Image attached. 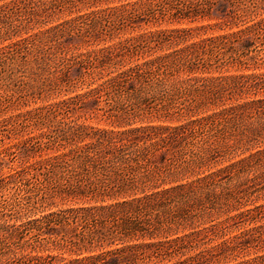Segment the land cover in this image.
I'll return each instance as SVG.
<instances>
[{
  "label": "trees",
  "instance_id": "1",
  "mask_svg": "<svg viewBox=\"0 0 264 264\" xmlns=\"http://www.w3.org/2000/svg\"><path fill=\"white\" fill-rule=\"evenodd\" d=\"M113 1L11 0L0 6V41L21 35L20 40L0 48V92L19 83L21 87L23 78L30 76L71 86L74 82L69 75L76 68L100 70L101 78H107L89 93L50 106L34 117L39 123L46 118L47 124L56 126L55 131L63 123V147L89 140L39 165L42 184L54 186L57 194L53 195L60 194L64 203L83 200L97 205L62 209L19 227H7L10 233L0 243L12 242L14 236L29 229L73 254L101 251L64 264H231L242 259L240 256L248 254L253 244L258 248L257 244L264 242V206L229 218L235 223L239 219L255 224L233 236L230 226L218 224L212 217L229 213L232 201L237 199L234 189H226L224 179H240L255 164L262 163L264 153L227 167L225 178L221 173H211L184 181L220 151L217 144L229 142L246 123L254 125L253 118H262L264 75L199 78L197 74L235 65L249 70L254 58L251 54L262 44L264 19L238 32L199 42H193L192 30L158 29L88 55H70L59 46L61 39L74 34L88 41H107L118 33L142 27V22L160 27L185 20H213V11L219 5L217 10L224 13L227 26L243 17L233 9L235 0H145L101 8ZM83 9L92 12L44 32H30L58 15ZM141 47L167 53L149 58L152 55L139 53ZM133 50L140 55L141 63L126 60ZM176 72L186 73L187 78L178 85L172 82L168 90L165 81ZM168 95L172 97L166 100L186 95L191 104L179 109L190 117L198 110L207 115L176 126H141L117 132L65 121L78 106L102 100L106 107L97 116L121 125L144 114L161 112L151 110L150 103ZM169 111L165 113L171 115ZM21 117L22 122L30 120ZM251 136L258 141L262 128L252 131ZM173 181L183 183L160 190ZM220 199L225 205L221 212L214 213ZM109 201L112 203L104 205ZM123 244L128 245L106 250ZM238 264H264V255Z\"/></svg>",
  "mask_w": 264,
  "mask_h": 264
},
{
  "label": "rangeland",
  "instance_id": "2",
  "mask_svg": "<svg viewBox=\"0 0 264 264\" xmlns=\"http://www.w3.org/2000/svg\"><path fill=\"white\" fill-rule=\"evenodd\" d=\"M11 0H0V6L9 3ZM145 0H115L109 5H103L101 8L105 9L108 6L115 8L125 4L134 5ZM225 2V1H224ZM225 7L229 4L224 3ZM221 5L217 6L213 11V20H199L190 21L185 20L180 23L155 25L153 23L147 24L145 22L140 23L142 27H137L135 30L128 29L126 32L118 33L113 39L103 41L101 39H92L88 41L86 38H80L75 34L72 36L64 37L59 42L60 47H65L69 54L88 55L90 53H98L102 49L107 47L118 46L125 42L130 37H136L144 32L156 31V30H192L194 33L193 42H199L210 38H219L225 35H229L234 32L245 29L246 27L259 22L264 19V0H235L233 9L237 10V13L243 15L242 19H236L232 22L231 26H227L224 20V13L221 11ZM88 9V8H87ZM83 9L80 12L74 11L72 14H62L54 17V19L47 25L40 26L32 31L36 33L39 31H46L51 27L62 24L66 21H73L77 16L87 15L92 10ZM100 8H94L93 10H99ZM224 10V9H223ZM18 24V23H15ZM3 24H0V26ZM117 33V32H116ZM25 36V35H24ZM6 41H0V48L11 44L21 39L20 36L10 37ZM262 44L259 45L258 51L252 53L254 57L250 60V69H246L240 66H230L228 68L198 73L199 78H213L219 76H238V75H250L260 74L264 75V34L262 35ZM190 41L187 43L189 44ZM145 52V54L152 55V57L162 56L166 51L153 52L148 47H141L139 53ZM126 60H131L138 63L142 61L139 59L140 55L133 50L127 53ZM144 56V57H147ZM253 66H259L253 68ZM227 69V70H226ZM100 70L90 69H73L69 75L74 82L73 85H69L68 82H42L41 80H34L31 76L23 78L20 87V83L16 86L0 92V240L6 235H9L7 227L14 226L19 227L25 225L30 221L39 219L43 216L51 213H59L60 210L67 208H79V207H91L97 205L96 203H87L81 201H71L64 203L61 199V195L54 192V186L43 185L44 176L37 170V167L45 161L70 153L77 146L87 143L86 139L84 143H77L76 145L62 146L64 138L63 123L59 125L61 129L55 131L53 123L47 124L46 118L40 123L38 119H35V115L41 111H45L48 107L59 104L63 101L73 99L78 96L85 95L104 82L107 78L102 79L99 75ZM187 78L186 73L176 72L170 78L167 79L168 90L171 89L172 82H179L180 84ZM1 86V82H0ZM175 86V85H173ZM172 95L161 96L158 100L152 101L150 106L160 109L161 112L153 113V115L144 114L135 120L118 125L110 123L103 117H98L97 114H103V109L106 107L104 101L91 102L88 105L75 108L69 115V118H65L66 122L77 121L79 124L85 122L86 125L95 129H104L108 131H124L141 126H176L189 120H198L207 114L198 110L195 112L194 117H190L188 114L182 112L179 108H186L190 105V100L186 95L175 97L172 100H166ZM264 97V84L262 86V98ZM166 110H170L168 115ZM188 112V111H186ZM31 113V114H30ZM21 115L30 117L26 123L22 122ZM103 118V119H102ZM254 125L246 123L243 127L236 131L229 142L219 143L216 145L220 148L214 156L208 158L206 165L201 168H195V172L187 176L186 181L191 182L197 178H202L211 173H221L222 177H226L227 173L225 169L232 164L249 159L252 155L262 151L264 153V113L262 112V118H253ZM24 121V120H23ZM262 123V124H261ZM50 126V128H49ZM262 128V138L258 141H253L251 133L252 131ZM201 146V145H200ZM207 146L205 145V148ZM263 155V154H262ZM31 173V174H29ZM183 183L175 182L166 183L160 190L168 189L173 186H177ZM226 189L236 192V198L232 201V207L229 209V213H222L221 216L212 218L216 223H226L230 226V235L240 234L241 232L248 230L255 224H248L236 220L237 223L229 218L238 216L242 212H246L258 206H264V157L262 163L255 164L251 169L247 170L240 179L228 180V177L224 179ZM4 186V187H3ZM53 187V188H52ZM49 197H52L49 205ZM112 202H107L104 205H109ZM225 200L220 199L216 202L214 213L221 212L224 207ZM42 205V207H41ZM223 212V211H222ZM229 215V216H227ZM264 223V222H263ZM45 236H39L36 231L25 230L23 234L14 236L12 242L0 243V264H34L36 261H40L41 264H64L67 261L82 259L90 255H97L101 251L93 253L85 252L83 254H73L66 249H62L57 244L47 243L43 238ZM128 244L114 245L108 247L106 250L123 247ZM248 248V254L240 256L242 259L232 260L231 264H238L243 260H252V257L258 255H264V242L260 241L258 248ZM248 255V256H246ZM244 257V258H243Z\"/></svg>",
  "mask_w": 264,
  "mask_h": 264
}]
</instances>
